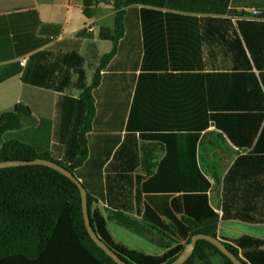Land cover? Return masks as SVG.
<instances>
[{"label": "crops", "instance_id": "1", "mask_svg": "<svg viewBox=\"0 0 264 264\" xmlns=\"http://www.w3.org/2000/svg\"><path fill=\"white\" fill-rule=\"evenodd\" d=\"M113 1L96 0L88 18L83 0H0V119L19 106L28 113L2 141L66 165L83 155L78 180L104 215L120 210L168 224L170 211L180 219L171 199L203 191L200 173L217 238L245 263L264 264V0H123V35L91 92L95 116L83 132L81 93L112 49ZM190 113L219 124L191 132V169ZM110 223L114 241L127 246ZM216 259L224 264L216 256L210 264Z\"/></svg>", "mask_w": 264, "mask_h": 264}, {"label": "trees", "instance_id": "2", "mask_svg": "<svg viewBox=\"0 0 264 264\" xmlns=\"http://www.w3.org/2000/svg\"><path fill=\"white\" fill-rule=\"evenodd\" d=\"M95 3L96 0H83L82 11L86 17L92 16ZM122 6L123 0L113 1L115 18L112 49L102 56L91 84L81 93L87 110L83 132L95 116L91 92L99 85V74L115 56L117 43L123 35ZM238 77L235 76L234 79L239 81ZM23 110L25 111L19 106L16 113H6L0 119V162L49 160L66 168L79 179L76 169L84 162L83 155L71 165H66L53 160L47 152L37 151L27 143L11 138L2 141L1 136L6 131L18 130L23 126L22 117L28 116V113H22ZM190 116L192 118L188 137L191 169L195 164V145L198 139V135L191 132L206 130L210 120L215 121L217 126L219 124L216 116H209L208 113H190ZM196 120L200 122L198 125L195 124ZM142 154L143 168L149 176L150 169L145 164L147 153L142 150ZM159 167L161 168V165ZM157 177L158 175L154 174L151 178ZM198 177L205 182L203 191H189L181 198H172L171 206L180 215V219L167 211L164 214L169 221L168 224L159 217L146 214L142 220H138L120 210L106 211L104 215L94 208L97 200L90 195L89 184L82 180L81 184L87 192V210L91 226L96 235L128 264H169L181 255L192 236L204 234L217 238L218 218L209 206L206 195L209 183L200 173ZM143 187L144 190L162 189L151 187V183H144ZM161 200L167 201L169 198H160L159 201ZM107 222H113L147 239L163 250V253L150 255L115 242L107 229ZM177 237L185 238V244H178ZM223 244L247 264L239 257L235 247ZM16 256L23 258L21 260L23 264H116L89 237L84 226L81 196L76 185L62 173L42 165L0 169V264H11L10 260ZM215 256L224 264H232L215 246L201 240L196 243L193 254L184 264H210L211 258Z\"/></svg>", "mask_w": 264, "mask_h": 264}, {"label": "water", "instance_id": "3", "mask_svg": "<svg viewBox=\"0 0 264 264\" xmlns=\"http://www.w3.org/2000/svg\"><path fill=\"white\" fill-rule=\"evenodd\" d=\"M28 165H42L49 167L51 169H54L60 173H62L64 176H66L68 179H70L78 188L81 196V208H82V214H83V221L84 226L86 228V231L91 238V240L96 244L98 248H100L108 257H110L114 263L116 264H128L124 260H122L117 253H115L110 247H108L94 232L90 218L88 215L87 210V193L85 188L82 186L81 182L66 168L62 167L61 165L44 159H35L32 161H5L0 162V169L1 168H7V167H17V166H28ZM207 241L213 246H215L222 255L227 257L232 264H244L240 259H238L232 252H230L227 247L223 244L222 241H220L218 238H214L212 236L204 235V234H197L191 237L190 242L185 245L183 252L181 255L174 260L173 262L169 264H184L189 257L193 254V251L195 249L196 243L198 241Z\"/></svg>", "mask_w": 264, "mask_h": 264}, {"label": "rangeland", "instance_id": "4", "mask_svg": "<svg viewBox=\"0 0 264 264\" xmlns=\"http://www.w3.org/2000/svg\"><path fill=\"white\" fill-rule=\"evenodd\" d=\"M9 139H10L9 136L3 137V140H9ZM109 227L112 232V235L116 239L122 241L127 246L150 255H156L159 253V249L154 245H152L147 239L139 237L114 223H110ZM22 259L23 258L16 256V257H12L10 262L11 264H21L23 262L21 261ZM214 264H220L219 260L216 259L214 261Z\"/></svg>", "mask_w": 264, "mask_h": 264}, {"label": "built area", "instance_id": "5", "mask_svg": "<svg viewBox=\"0 0 264 264\" xmlns=\"http://www.w3.org/2000/svg\"><path fill=\"white\" fill-rule=\"evenodd\" d=\"M25 63H26V59H22V60L19 62V64H20L21 66L25 65Z\"/></svg>", "mask_w": 264, "mask_h": 264}]
</instances>
